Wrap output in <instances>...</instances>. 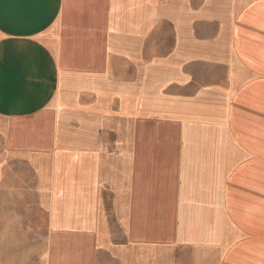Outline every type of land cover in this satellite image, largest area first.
Listing matches in <instances>:
<instances>
[{"label": "crops", "instance_id": "0c3cea01", "mask_svg": "<svg viewBox=\"0 0 264 264\" xmlns=\"http://www.w3.org/2000/svg\"><path fill=\"white\" fill-rule=\"evenodd\" d=\"M0 183V264H264V0H0Z\"/></svg>", "mask_w": 264, "mask_h": 264}, {"label": "rangeland", "instance_id": "374dc122", "mask_svg": "<svg viewBox=\"0 0 264 264\" xmlns=\"http://www.w3.org/2000/svg\"><path fill=\"white\" fill-rule=\"evenodd\" d=\"M0 183V217H2V223L7 222L9 219V212L10 210L16 211V204H11L10 198L15 196L16 190V183ZM13 208V209H12ZM5 237L3 235V247L5 245Z\"/></svg>", "mask_w": 264, "mask_h": 264}]
</instances>
